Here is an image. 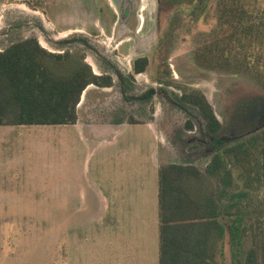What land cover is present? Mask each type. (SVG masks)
<instances>
[{
  "label": "rangeland",
  "instance_id": "rangeland-1",
  "mask_svg": "<svg viewBox=\"0 0 264 264\" xmlns=\"http://www.w3.org/2000/svg\"><path fill=\"white\" fill-rule=\"evenodd\" d=\"M114 2L0 0V48L36 37L48 51L79 54L95 74L111 76L112 86L94 87L86 97L82 117L120 122L155 116L163 165L195 166L205 193L216 198L225 232L215 264H245L256 247L264 264V0ZM143 57L146 68L137 73L134 62ZM201 96L220 122L216 132L190 101ZM216 153L230 171V187L223 168L214 176L206 172ZM197 179L192 174L186 181L192 192ZM14 191L15 204L25 207L0 212L3 254L12 251L16 264H57L59 214L43 210L46 200L57 205L49 198L56 189ZM19 208L25 210L14 211ZM85 218L67 214V237ZM77 231L79 238L89 233Z\"/></svg>",
  "mask_w": 264,
  "mask_h": 264
},
{
  "label": "crops",
  "instance_id": "crops-1",
  "mask_svg": "<svg viewBox=\"0 0 264 264\" xmlns=\"http://www.w3.org/2000/svg\"><path fill=\"white\" fill-rule=\"evenodd\" d=\"M94 87L100 89L91 84L83 92L75 123L0 124V212L25 207L13 200L18 187L53 188L49 198L57 205L46 200L43 210L59 214L57 264H159L163 133L155 116L133 122L82 117L79 107ZM67 214L87 218L75 224L73 238ZM77 230L88 236L76 237ZM2 245L0 239V264H16Z\"/></svg>",
  "mask_w": 264,
  "mask_h": 264
},
{
  "label": "trees",
  "instance_id": "trees-1",
  "mask_svg": "<svg viewBox=\"0 0 264 264\" xmlns=\"http://www.w3.org/2000/svg\"><path fill=\"white\" fill-rule=\"evenodd\" d=\"M246 29L251 32L250 26ZM142 59L135 62L136 72L146 67L147 58ZM238 71L250 68L238 67ZM91 84L111 86L112 77L95 74L84 56L48 51L36 37L13 41L0 48V124L75 123L81 95ZM190 101L199 106L209 129L217 131L220 122L204 96ZM239 149L237 145L226 151ZM224 162L222 154L217 153L206 172L214 176L223 168V183L230 187V171ZM192 174L199 182L194 193L186 186ZM202 177L191 165L171 163L160 167L159 264H215L218 240L225 229L219 220L216 198L205 193ZM260 241L264 248V234ZM259 251L258 247L252 248L245 264H259Z\"/></svg>",
  "mask_w": 264,
  "mask_h": 264
},
{
  "label": "flooded vegetation",
  "instance_id": "flooded-vegetation-1",
  "mask_svg": "<svg viewBox=\"0 0 264 264\" xmlns=\"http://www.w3.org/2000/svg\"><path fill=\"white\" fill-rule=\"evenodd\" d=\"M106 1L108 2V4H109L110 7L113 6L114 3H115L114 0H106ZM143 58H146V57H143ZM136 61H137V60H136ZM136 61H135V62H136ZM135 62H134V67H135ZM145 68H146V67H145ZM134 70H135V68H134ZM144 70H145V69H144ZM135 72H136V71H135ZM142 72H143V71H142ZM137 73H141V72H137ZM98 75H104V74H98ZM106 75H107V74H106ZM96 86H98V85H96ZM111 86H112V85H111ZM98 87H100V86H98ZM107 87H110V86H107ZM101 88H103V87H101ZM151 91L153 92V90H151ZM152 92H151V93L149 92L147 95H152V94H154V92H153V93H152ZM204 118H205V117H204ZM212 132H216V131H212ZM216 154H217V153H216ZM216 154H215V155H216ZM215 155H214V156H215Z\"/></svg>",
  "mask_w": 264,
  "mask_h": 264
}]
</instances>
